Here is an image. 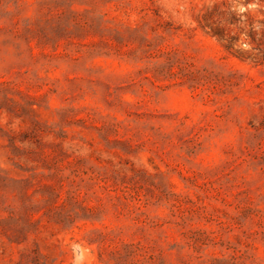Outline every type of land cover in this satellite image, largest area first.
I'll use <instances>...</instances> for the list:
<instances>
[{
	"label": "rangeland",
	"instance_id": "rangeland-1",
	"mask_svg": "<svg viewBox=\"0 0 264 264\" xmlns=\"http://www.w3.org/2000/svg\"><path fill=\"white\" fill-rule=\"evenodd\" d=\"M0 264H264V0H0Z\"/></svg>",
	"mask_w": 264,
	"mask_h": 264
}]
</instances>
